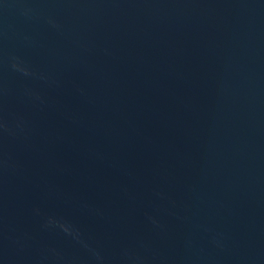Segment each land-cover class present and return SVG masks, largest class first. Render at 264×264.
<instances>
[{
  "label": "water",
  "instance_id": "95a60500",
  "mask_svg": "<svg viewBox=\"0 0 264 264\" xmlns=\"http://www.w3.org/2000/svg\"><path fill=\"white\" fill-rule=\"evenodd\" d=\"M0 264H264V0H0Z\"/></svg>",
  "mask_w": 264,
  "mask_h": 264
}]
</instances>
